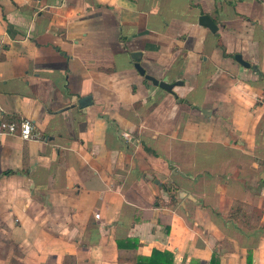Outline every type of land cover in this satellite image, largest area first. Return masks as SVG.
Segmentation results:
<instances>
[{
	"label": "crops",
	"instance_id": "0c3cea01",
	"mask_svg": "<svg viewBox=\"0 0 264 264\" xmlns=\"http://www.w3.org/2000/svg\"><path fill=\"white\" fill-rule=\"evenodd\" d=\"M155 253L264 264V0H0V264Z\"/></svg>",
	"mask_w": 264,
	"mask_h": 264
},
{
	"label": "water",
	"instance_id": "95a60500",
	"mask_svg": "<svg viewBox=\"0 0 264 264\" xmlns=\"http://www.w3.org/2000/svg\"><path fill=\"white\" fill-rule=\"evenodd\" d=\"M199 23L201 26H204V27H207L209 28L213 33H216L218 31V26L216 25V23L208 16V15H203L200 17V20H199ZM134 59H138V53H135L133 55ZM236 59L242 63L243 65H246V66H250L248 63L244 62L243 61V58L241 55H236ZM136 68L138 69V71L145 76V78L152 82L154 85L156 86H160L162 87L163 89H166L167 91L169 92H172L174 87L176 86L177 83H172V84H169V83H165V82H162V81H159L157 79H155L154 77L146 74L145 70L140 66V64H136ZM91 101L90 97H86L82 100H80L79 102V106L80 107H85L88 105V103Z\"/></svg>",
	"mask_w": 264,
	"mask_h": 264
},
{
	"label": "built area",
	"instance_id": "2783aa9c",
	"mask_svg": "<svg viewBox=\"0 0 264 264\" xmlns=\"http://www.w3.org/2000/svg\"><path fill=\"white\" fill-rule=\"evenodd\" d=\"M1 129L3 132L9 134H16L20 130L23 139L29 140L33 138L34 127L28 120H24L20 124L3 122L1 123ZM124 137L126 139H131L130 134H124ZM97 217H99V215H97Z\"/></svg>",
	"mask_w": 264,
	"mask_h": 264
},
{
	"label": "trees",
	"instance_id": "16d2710c",
	"mask_svg": "<svg viewBox=\"0 0 264 264\" xmlns=\"http://www.w3.org/2000/svg\"><path fill=\"white\" fill-rule=\"evenodd\" d=\"M172 256L169 253L161 254L155 253L152 259H149L147 262L139 264H171Z\"/></svg>",
	"mask_w": 264,
	"mask_h": 264
}]
</instances>
